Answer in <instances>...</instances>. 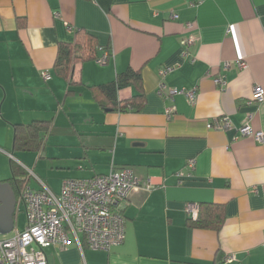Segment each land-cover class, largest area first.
<instances>
[{
  "label": "crops",
  "instance_id": "0c3cea01",
  "mask_svg": "<svg viewBox=\"0 0 264 264\" xmlns=\"http://www.w3.org/2000/svg\"><path fill=\"white\" fill-rule=\"evenodd\" d=\"M186 21L194 23L195 40L184 53ZM74 29L93 34L86 50L94 55L56 75L57 44L73 40ZM163 66L172 69L161 76ZM126 67L139 70L145 103L103 109L88 87ZM254 84L264 88V0H0V181L10 176L11 158L30 168L12 152V123L49 118L43 145L33 150L48 161L46 177L31 168L52 191L64 178L112 166H131L143 185L149 182L121 203V243L92 249L81 233L79 244L69 233L65 247H45L48 264H264V140L237 129L251 112L250 124L264 131V99L246 103ZM168 87L194 89V96H169ZM134 92L127 85L117 97ZM223 113L230 125L207 126ZM55 170L60 182L53 187L46 179ZM202 201L223 204L219 228L187 224V203ZM227 253L235 258L225 261Z\"/></svg>",
  "mask_w": 264,
  "mask_h": 264
},
{
  "label": "built area",
  "instance_id": "2783aa9c",
  "mask_svg": "<svg viewBox=\"0 0 264 264\" xmlns=\"http://www.w3.org/2000/svg\"><path fill=\"white\" fill-rule=\"evenodd\" d=\"M173 13L171 16H175ZM186 34L180 39L186 48L195 40L194 23L184 22ZM105 57V54H102ZM239 68L245 67L243 60H237ZM172 66H163L158 70L159 75H164ZM44 79L50 77V72L43 70ZM219 89L225 88V81L219 75L213 77ZM165 85L159 86L161 93ZM169 96L175 93H184L189 98L194 96V89L168 87ZM264 99V88L254 84L247 97L246 103H257ZM167 116L171 114V108L165 109ZM251 112H247L246 121L237 129L239 134L253 137L256 141L264 140V131L255 129L250 124ZM231 124L229 115L221 114L215 124L207 123L209 127L223 128ZM213 125V126H212ZM194 159H187V165L193 166ZM28 178L21 184L16 195V210H22L25 215V223L22 228H14L11 235L0 237V264H48L45 247L50 244H58L65 247L69 243V233L77 240L79 233L83 235L86 246L92 249L107 250L112 245L119 244L124 237V216L119 207L127 193L138 186L149 187V182L143 183L138 179L133 167L124 165L111 167L107 172L95 174L88 178L68 177L64 178L58 192L52 191L42 178L34 173L33 169L24 168ZM180 174V172H178ZM34 177L38 186L34 187L29 182ZM187 210L191 216H195L198 204L188 202ZM232 253L223 257L225 261L234 259Z\"/></svg>",
  "mask_w": 264,
  "mask_h": 264
},
{
  "label": "trees",
  "instance_id": "16d2710c",
  "mask_svg": "<svg viewBox=\"0 0 264 264\" xmlns=\"http://www.w3.org/2000/svg\"><path fill=\"white\" fill-rule=\"evenodd\" d=\"M17 24L20 25L22 22L17 20ZM73 34V40L69 42L61 41L57 44V54L53 62L54 73L56 75L66 76L73 61L84 60L94 55L93 50H86V47H90L95 41L93 34L81 29H74ZM96 46L99 47L98 45ZM72 83L74 82L70 77L68 84ZM127 85H132L135 92L121 100L117 97V90ZM88 89L95 100L99 101L100 98L103 99L100 105L106 110H137L143 106L146 100L142 89L140 72L138 69L132 67H126L124 70L118 71L112 80L94 84L89 86ZM69 90L71 89L69 88ZM12 127L13 153L19 150L39 151L43 145L44 135L51 128V119L34 118L26 122L15 121L12 123ZM9 165L10 176L4 180L9 181L15 195H17L20 184L28 178V174L22 165L13 158L10 159ZM119 210L123 214V206H120ZM223 219L224 206L222 203L202 201L198 203L196 215H188L186 222L191 227L217 229L221 226ZM14 228L13 225V228L9 231L10 235Z\"/></svg>",
  "mask_w": 264,
  "mask_h": 264
},
{
  "label": "rangeland",
  "instance_id": "374dc122",
  "mask_svg": "<svg viewBox=\"0 0 264 264\" xmlns=\"http://www.w3.org/2000/svg\"><path fill=\"white\" fill-rule=\"evenodd\" d=\"M12 135H13V133H12ZM20 153H21L20 151L17 152V154L21 156V159L25 162V164L29 165L30 167H33L34 171L38 175H40L41 177H46V174L43 173L42 167L43 166L48 167V161H47V159H45V158H43L41 156L39 157L38 156L39 155V152H35L34 153L33 151H28V150L25 151L24 150V153H22V154H20ZM15 154H16V152H15ZM50 164L51 163H49V165ZM7 169H8V171H7V173L5 175L6 176H9L10 175L9 166H8ZM54 172H55V176H53L51 178L52 181L49 178L46 179V182L49 183V184H51L53 187H55L54 185L56 183H59L60 182V177L56 175V174L59 173V171H56L55 170ZM6 176H4V177H6ZM31 180L33 182H35L34 177H31ZM20 187H21V184H20L19 188ZM19 188H18V190H19ZM17 194H18V192H17ZM17 217H18V219H17V225H18V227L21 228L24 225V222H25V215H24V213L22 211H19ZM9 235H10V232L4 233V234L0 233V237L1 238L8 237Z\"/></svg>",
  "mask_w": 264,
  "mask_h": 264
},
{
  "label": "water",
  "instance_id": "95a60500",
  "mask_svg": "<svg viewBox=\"0 0 264 264\" xmlns=\"http://www.w3.org/2000/svg\"><path fill=\"white\" fill-rule=\"evenodd\" d=\"M16 195L8 180L0 181V233L9 232L14 225Z\"/></svg>",
  "mask_w": 264,
  "mask_h": 264
}]
</instances>
